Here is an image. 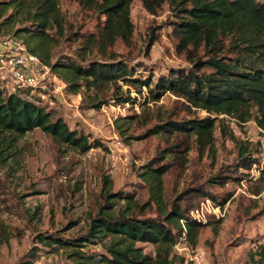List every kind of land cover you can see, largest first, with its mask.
<instances>
[{
  "label": "rangeland",
  "instance_id": "obj_1",
  "mask_svg": "<svg viewBox=\"0 0 264 264\" xmlns=\"http://www.w3.org/2000/svg\"><path fill=\"white\" fill-rule=\"evenodd\" d=\"M60 6L67 28L51 49V64L60 59L81 63L77 40L96 33L101 21L98 14L83 9L75 0H60ZM131 20L134 33L130 44L121 42L113 51L118 60L140 68L136 77L152 78L153 88L159 77L171 70L194 68L190 59L176 50L169 27L175 18L167 6L152 16L135 0ZM153 33L156 42L148 50ZM15 39L25 43L24 37ZM219 58L226 61L233 57L226 52ZM87 59L101 57L95 54ZM53 76L48 91H36L37 100L63 117L73 130L87 135L91 143L101 142L103 147L84 153L35 130L6 152L11 155L7 162L0 158V264H71V250L52 251L45 243L52 237L72 240L88 234L103 204L105 178L113 193L134 194L141 204L146 203L149 189L142 168L153 161L169 165L164 189L169 202L200 189L224 202L219 206L201 196L194 200L193 212L199 218L192 213L190 217L206 227L196 248L181 240L171 249L170 260L175 264H182V259L183 264H264V131L257 121V109L245 120L242 112L211 113L171 93L154 102L147 88L139 92L119 81L99 91L100 100L108 101L94 111L90 110L92 93L81 89L75 94L61 75ZM4 85L9 91L7 81ZM118 97L136 101L119 104ZM206 119L214 122L208 146L183 135L150 134L164 121ZM123 124V130H128L125 136L119 131ZM161 154L165 158L160 160ZM243 155L251 158L249 169L239 167ZM124 204L120 202L117 208ZM137 247L154 258L159 250L150 244ZM83 251L105 254L102 243H90ZM196 256L198 260L192 261Z\"/></svg>",
  "mask_w": 264,
  "mask_h": 264
},
{
  "label": "trees",
  "instance_id": "obj_2",
  "mask_svg": "<svg viewBox=\"0 0 264 264\" xmlns=\"http://www.w3.org/2000/svg\"><path fill=\"white\" fill-rule=\"evenodd\" d=\"M75 1L83 9L98 14L101 21L96 33L77 40L80 41L77 56L83 63L60 59L51 64V49L57 39L65 36L67 28L60 0H0V37H24L28 50L51 65L53 73L61 75L71 92L78 94L85 89L92 93L90 110L96 111L107 104L108 100H100L101 89L104 91L122 81L139 92L147 88L154 102L171 93L211 113L242 112L245 120L251 119V111L257 109L260 116L257 121L264 131V1L140 0L152 16L168 7L175 18L169 27L176 50L194 64L192 70H171L168 75L159 77L153 88L152 78L136 77L140 68L118 60L113 51L121 42L129 45L132 40L131 6L135 0ZM154 35L150 37L148 50L156 42ZM226 52L233 58L226 61L219 58ZM95 54L101 59H87ZM202 56H206V60ZM4 83L0 79V158L3 157V162L11 156L6 152L35 130L84 153L103 147L101 142L91 143L87 135L73 130L63 117L43 107L35 93L44 91L23 87L11 93ZM116 101L130 104L136 100L118 97ZM123 127L124 124L119 125V131L125 136L128 130ZM213 131L211 119L169 120L155 126L150 134L183 135L208 146ZM164 158L161 154L158 159ZM250 159L243 155L239 167L249 169ZM154 162L142 168L141 176L149 189L146 203L141 204L134 194L113 193L108 187L111 182L105 178L103 204L92 219L88 234L72 240L52 237L45 245L52 251L71 250V264H175V260H170L171 249L184 239L196 248L200 233L206 227L190 217L197 205L194 200L201 196L219 206L224 202L203 189L191 191L182 200L169 202L164 190L169 165ZM120 202L125 203L124 208L118 209ZM108 239L110 242L105 243ZM90 243H102L105 254L87 255L83 249ZM139 243L157 246L156 258L137 247ZM261 255L264 261V253ZM181 261L183 264L184 260Z\"/></svg>",
  "mask_w": 264,
  "mask_h": 264
},
{
  "label": "built area",
  "instance_id": "obj_3",
  "mask_svg": "<svg viewBox=\"0 0 264 264\" xmlns=\"http://www.w3.org/2000/svg\"><path fill=\"white\" fill-rule=\"evenodd\" d=\"M53 78L52 66L31 53L25 43L15 37H0V79L7 81L11 93L23 87L46 92ZM192 216L195 217V212H192ZM195 218H199L198 213ZM195 260H198L197 256L192 261Z\"/></svg>",
  "mask_w": 264,
  "mask_h": 264
}]
</instances>
